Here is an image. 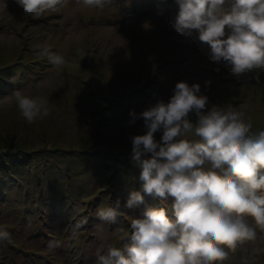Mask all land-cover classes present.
Returning <instances> with one entry per match:
<instances>
[{"label": "rangeland", "instance_id": "rangeland-1", "mask_svg": "<svg viewBox=\"0 0 264 264\" xmlns=\"http://www.w3.org/2000/svg\"><path fill=\"white\" fill-rule=\"evenodd\" d=\"M66 2L67 8L32 20L17 0H7V8L0 11V60L13 53L15 45L35 49L33 59L42 57L35 74L25 78L27 82L16 80L0 100L23 88L42 95L50 106V114L34 122L26 121L14 102L0 109V153L16 144V152L22 147L37 157L31 164L39 170L33 181L20 180L26 183L20 197L12 194L16 185L0 193V224L11 233L0 242V264H94L98 247L119 244L118 228L128 225L129 215L164 206L160 197L146 194L143 204L123 210L115 221L96 216L98 206L118 197L123 202L142 183L134 162L128 167L125 163L131 158V136L145 131L142 118L128 123L130 111L139 113L158 99L167 100L177 82H199L211 103L246 112L255 128H264V72L253 73L258 83L252 76L237 80L226 61L210 59V45L200 41L198 33L194 42L186 41L173 26L175 0H112L113 6L101 12L126 4L115 16L103 18L93 17L92 7L81 0ZM45 44L65 54L68 62L62 70L42 56ZM3 67L0 64V73L12 79V68ZM75 71L80 74L74 76ZM115 80L122 86H113L121 92L117 96L133 97L97 131L88 121L90 107L83 95L92 92L84 85L106 90ZM155 135L160 139L162 134ZM75 155L83 158L67 160ZM77 223L81 227L74 235ZM225 264H264V251L250 255L247 249H237Z\"/></svg>", "mask_w": 264, "mask_h": 264}, {"label": "clouds", "instance_id": "clouds-1", "mask_svg": "<svg viewBox=\"0 0 264 264\" xmlns=\"http://www.w3.org/2000/svg\"><path fill=\"white\" fill-rule=\"evenodd\" d=\"M17 2L25 14L39 18L66 0ZM81 2L100 9L112 5V0ZM175 3L173 26L179 35L194 42L198 33L210 45V59L226 61L233 78L252 76L259 82L253 73L264 72V0ZM6 8L7 0H0V11ZM41 54L57 70L68 62L51 44L43 45ZM6 102H14L28 122L50 114L46 98L23 88L0 100V109ZM130 117L129 124L142 118L145 129L131 136V159L142 183L123 202L118 197L98 206L96 216L115 221L123 210L143 204L146 194L160 197L164 206L129 215L128 225L118 228L119 244L98 247L94 264H225L237 249L250 255L264 251V128H255L246 112L211 103L199 82L187 81L177 82L167 100L139 113L133 109ZM80 227L74 225V235ZM10 238L0 224V242Z\"/></svg>", "mask_w": 264, "mask_h": 264}, {"label": "trees", "instance_id": "trees-1", "mask_svg": "<svg viewBox=\"0 0 264 264\" xmlns=\"http://www.w3.org/2000/svg\"><path fill=\"white\" fill-rule=\"evenodd\" d=\"M24 21H26V19H22V22ZM15 49L17 53H15ZM0 50H4L3 46H0ZM14 50H12L13 53H10V55L0 60V64H2V67H5H3V69H9L10 67L12 68L10 75H12L13 77L12 79H9L5 74L0 73V97L5 96V94L3 93L5 90L12 89L11 87L16 84V80L21 79L24 80L23 82H27L28 80H26L25 78H29L31 74H35L37 67L41 65V56L36 55L35 59H33L34 52L36 51L35 49H24L22 45H15ZM42 56L45 57L44 55ZM18 60L24 63L21 67L15 64ZM77 73L78 72L75 71L73 75L77 76ZM78 74H80V72ZM115 85L117 87H120L121 82L116 80L112 81L110 83V87L106 90H95L90 86V84L84 85V87L92 92L91 95H83L86 103H88V107H90V112H87L86 110L88 121L92 126L95 125L97 131H99L100 127H102L101 124L105 122L107 116L110 115L113 117V115L115 114L119 115V109L127 101H129L131 97H133L132 93L128 96L122 94L117 96L116 94L121 92H118L117 89L113 87ZM15 146L16 144H13L11 147L8 146V152L6 151L0 153V193H8L10 188L13 185H16L15 191L12 194H16L20 197L22 195L23 189L26 186V183H22L20 180L33 181L37 176H39V170H36L32 166V164H34V162L37 160V157L34 154L31 155V152L23 150L22 147H20V149H18L16 152L14 150ZM129 152L130 151H127V156H129ZM91 157L92 155L89 156V161L92 160ZM48 158L50 159L49 161H52V157ZM79 158L83 157L81 155H75L67 160L77 161V159ZM131 161L132 159L130 157L125 160L126 167L131 166ZM45 165H47L46 161ZM131 182L137 181L136 179L132 178ZM17 186L19 187V189L17 188ZM104 189L106 190V188ZM108 191L109 190H107V193ZM102 193L105 194L104 190H102Z\"/></svg>", "mask_w": 264, "mask_h": 264}]
</instances>
